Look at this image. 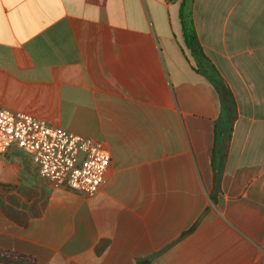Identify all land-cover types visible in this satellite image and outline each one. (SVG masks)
Wrapping results in <instances>:
<instances>
[{"label":"crops","instance_id":"0c3cea01","mask_svg":"<svg viewBox=\"0 0 264 264\" xmlns=\"http://www.w3.org/2000/svg\"><path fill=\"white\" fill-rule=\"evenodd\" d=\"M180 2L0 0V107L110 155L91 197L54 188L20 149L0 155V249L35 264H264V0L191 6L236 105L215 202L220 105Z\"/></svg>","mask_w":264,"mask_h":264},{"label":"built area","instance_id":"2783aa9c","mask_svg":"<svg viewBox=\"0 0 264 264\" xmlns=\"http://www.w3.org/2000/svg\"><path fill=\"white\" fill-rule=\"evenodd\" d=\"M11 148L25 152L38 176L54 188H67L86 197L99 191L110 165L103 144L0 107V155Z\"/></svg>","mask_w":264,"mask_h":264},{"label":"trees","instance_id":"16d2710c","mask_svg":"<svg viewBox=\"0 0 264 264\" xmlns=\"http://www.w3.org/2000/svg\"><path fill=\"white\" fill-rule=\"evenodd\" d=\"M192 2L193 0H181L180 2L179 18L184 47L194 62L195 66L193 70L204 76L212 85L216 91L220 105L219 116L214 122L213 146L210 161V167L212 170L210 199L215 202L220 193L219 182L221 170L226 156L232 127L237 116L236 105L225 80L220 76L215 66L203 53L191 19ZM0 258L16 262H25L27 264H35L33 258L4 249H0Z\"/></svg>","mask_w":264,"mask_h":264},{"label":"rangeland","instance_id":"374dc122","mask_svg":"<svg viewBox=\"0 0 264 264\" xmlns=\"http://www.w3.org/2000/svg\"><path fill=\"white\" fill-rule=\"evenodd\" d=\"M0 263L2 264H27L25 262H16V261H10V260H6V259H1L0 258Z\"/></svg>","mask_w":264,"mask_h":264}]
</instances>
